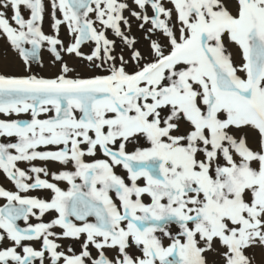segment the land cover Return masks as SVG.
Segmentation results:
<instances>
[{"label": "snow or ice", "instance_id": "6c2138e0", "mask_svg": "<svg viewBox=\"0 0 264 264\" xmlns=\"http://www.w3.org/2000/svg\"><path fill=\"white\" fill-rule=\"evenodd\" d=\"M0 264H264V0H0Z\"/></svg>", "mask_w": 264, "mask_h": 264}]
</instances>
